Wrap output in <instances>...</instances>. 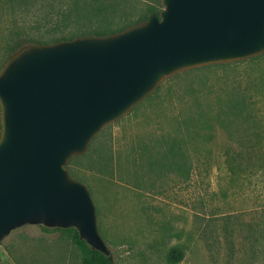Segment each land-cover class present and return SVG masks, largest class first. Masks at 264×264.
I'll list each match as a JSON object with an SVG mask.
<instances>
[{
	"label": "rangeland",
	"instance_id": "374dc122",
	"mask_svg": "<svg viewBox=\"0 0 264 264\" xmlns=\"http://www.w3.org/2000/svg\"><path fill=\"white\" fill-rule=\"evenodd\" d=\"M149 9L161 0H0V70L17 43L111 35ZM68 167L115 264H264V53L162 80ZM44 228L13 230L0 264H80Z\"/></svg>",
	"mask_w": 264,
	"mask_h": 264
},
{
	"label": "water",
	"instance_id": "95a60500",
	"mask_svg": "<svg viewBox=\"0 0 264 264\" xmlns=\"http://www.w3.org/2000/svg\"><path fill=\"white\" fill-rule=\"evenodd\" d=\"M161 4L111 35L26 45L0 70V243L26 225L73 228L110 258L71 158L162 80L264 53V0Z\"/></svg>",
	"mask_w": 264,
	"mask_h": 264
},
{
	"label": "trees",
	"instance_id": "16d2710c",
	"mask_svg": "<svg viewBox=\"0 0 264 264\" xmlns=\"http://www.w3.org/2000/svg\"><path fill=\"white\" fill-rule=\"evenodd\" d=\"M149 14H155L156 16H158L159 12L154 11L152 9H149V10H147V12L141 18L137 19L133 24L125 25V26L121 27L120 29H117V30L113 31V33L114 32H120L122 30H125V29L131 27V26H134L136 24H139L141 22L146 21ZM105 30H106V28H105ZM92 32H94V34L96 36H104V34H102V33H104V32H102V28L93 29ZM56 42H59V41H56ZM22 46H23L22 44L17 43L13 47H11V55L14 54L16 51H18ZM11 55H9V56H11ZM70 161L68 162L66 169L69 168L68 166L70 164ZM44 229H46L48 231L51 230V229H54V230H58V231H61L63 233H66L69 236V239L71 240V243L79 251L80 264H115L114 261L111 258H107L104 255H102L101 253L90 249L86 245V243L79 238V235H78L77 231L75 229H73V228H69V229L44 228ZM169 259H170L171 262H178L181 259L180 252L178 250H172L170 252V254H169Z\"/></svg>",
	"mask_w": 264,
	"mask_h": 264
}]
</instances>
